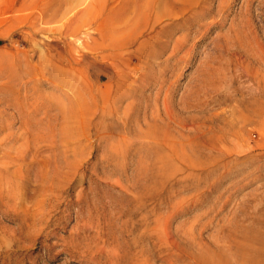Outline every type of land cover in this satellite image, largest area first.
<instances>
[{
    "label": "rangeland",
    "instance_id": "obj_1",
    "mask_svg": "<svg viewBox=\"0 0 264 264\" xmlns=\"http://www.w3.org/2000/svg\"><path fill=\"white\" fill-rule=\"evenodd\" d=\"M262 92L264 0H0V264H264Z\"/></svg>",
    "mask_w": 264,
    "mask_h": 264
},
{
    "label": "bare ground",
    "instance_id": "obj_2",
    "mask_svg": "<svg viewBox=\"0 0 264 264\" xmlns=\"http://www.w3.org/2000/svg\"><path fill=\"white\" fill-rule=\"evenodd\" d=\"M261 96L262 97H264V92H262V94H261ZM255 102V101H254ZM261 107H260V111H258V110H255V109H257V108H255L254 110H252L253 111V114H255V115H260V114H264V103H262L261 102ZM254 105H255V103H254ZM252 113V112H251ZM199 136V135H198ZM123 137V136H122ZM194 138L195 139H197V140H195L194 139V141L196 142L195 143V145H194V149L195 150H193V152L191 153V156L189 157V162H190V164H194V163H197L198 165H200V166H202V167H205V166H208L209 164H210V160H212L213 159V157L212 156H203V155H201L200 154V151H201V149H200V147H209V145H210V142L209 141H207L206 139H203V138H201V137H195L194 136ZM192 139V138H191ZM246 143H247V141H246ZM233 145V144H232ZM211 146V145H210ZM231 148V147H230ZM200 154V156H199V158L198 157H196L197 155L196 154ZM211 153V152H210ZM207 154H208V152H207ZM173 155H174V157L176 158V159H183L184 158V155H183V153H181V152H178V151H175V152H173ZM181 166V165H180ZM182 168H184V167H182ZM209 168V167H208ZM184 170H185V168H184ZM183 170V171H184ZM179 171V170H178ZM182 172V171H181ZM234 172V171H233ZM168 217H169V215H168ZM165 224H166V222H165ZM166 232V231H165ZM166 234V233H165ZM168 238V237H167ZM172 263V262H171Z\"/></svg>",
    "mask_w": 264,
    "mask_h": 264
}]
</instances>
